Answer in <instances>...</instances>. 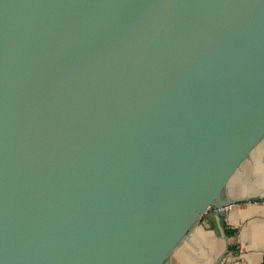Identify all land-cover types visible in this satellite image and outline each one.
<instances>
[{
  "label": "water",
  "instance_id": "95a60500",
  "mask_svg": "<svg viewBox=\"0 0 264 264\" xmlns=\"http://www.w3.org/2000/svg\"><path fill=\"white\" fill-rule=\"evenodd\" d=\"M264 139V0H0V264H168Z\"/></svg>",
  "mask_w": 264,
  "mask_h": 264
},
{
  "label": "crops",
  "instance_id": "0c3cea01",
  "mask_svg": "<svg viewBox=\"0 0 264 264\" xmlns=\"http://www.w3.org/2000/svg\"><path fill=\"white\" fill-rule=\"evenodd\" d=\"M223 195L232 200L224 217L210 208L172 251L168 264H263L264 139L232 175Z\"/></svg>",
  "mask_w": 264,
  "mask_h": 264
},
{
  "label": "trees",
  "instance_id": "16d2710c",
  "mask_svg": "<svg viewBox=\"0 0 264 264\" xmlns=\"http://www.w3.org/2000/svg\"><path fill=\"white\" fill-rule=\"evenodd\" d=\"M213 207L214 206H212L211 208H213ZM226 232H227L228 235L234 233V231L231 230V229H226ZM229 248L235 249L236 247L234 245H230ZM263 264H264V262H263Z\"/></svg>",
  "mask_w": 264,
  "mask_h": 264
},
{
  "label": "built area",
  "instance_id": "2783aa9c",
  "mask_svg": "<svg viewBox=\"0 0 264 264\" xmlns=\"http://www.w3.org/2000/svg\"><path fill=\"white\" fill-rule=\"evenodd\" d=\"M231 206H232V204H231V203H228V204H226V205L224 206V209L227 210V209H229Z\"/></svg>",
  "mask_w": 264,
  "mask_h": 264
}]
</instances>
